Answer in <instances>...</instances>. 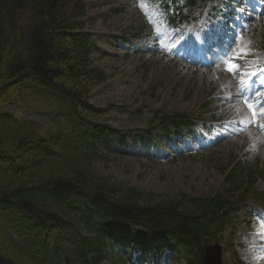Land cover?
Wrapping results in <instances>:
<instances>
[{
    "label": "trees",
    "instance_id": "obj_1",
    "mask_svg": "<svg viewBox=\"0 0 264 264\" xmlns=\"http://www.w3.org/2000/svg\"><path fill=\"white\" fill-rule=\"evenodd\" d=\"M83 1L0 0V264H102L108 246L143 241L148 252L158 239L198 264L237 205L238 172L250 166L239 165L216 197L165 199L97 175L103 114L90 94L107 77L93 66L88 39L74 33L84 29L71 21L84 16ZM15 98L24 112L58 115L43 127L12 109ZM247 174L252 190L257 177ZM130 225L143 234L119 237Z\"/></svg>",
    "mask_w": 264,
    "mask_h": 264
},
{
    "label": "rangeland",
    "instance_id": "obj_2",
    "mask_svg": "<svg viewBox=\"0 0 264 264\" xmlns=\"http://www.w3.org/2000/svg\"><path fill=\"white\" fill-rule=\"evenodd\" d=\"M87 4L85 33L92 34L99 49L93 57L95 65L105 70L110 78L105 85L90 94V100L103 113L100 123L117 130V138L127 137L128 146L125 150L130 153H117L124 150L123 146L115 151L102 143L92 162V170L97 175L165 199H173L182 194L209 197L223 193L228 188L226 174L239 160H259L260 168H264V139L255 135L254 128L238 137H229L233 134H229L227 129L233 127L228 125L209 130L208 124L216 116L231 117L238 110L241 123L251 115L243 99L237 101L239 91L233 86V73H229L224 66H216L200 74L190 70L184 73L186 69L182 65L149 52H136L126 58L123 50L114 49L115 37L107 34L103 37L99 33L133 36L143 26L140 17L143 13L130 9L128 0H88ZM254 24L238 41V47L232 55L238 48L239 53L245 49L246 52L240 57L252 54L253 58L260 60L256 56L261 55L264 48V15ZM225 92H230L232 97H227L223 94ZM143 108L142 114H134ZM21 109L14 107L18 112ZM156 111L168 115L186 113L200 117L195 129L199 135L198 142L180 141L179 136L172 140L174 147L178 144L183 147L184 157L168 158L167 154L172 148L160 131L155 133L159 147L150 154L149 145L137 144L141 131L150 128L151 116ZM20 115L40 122L43 127H50L53 123L51 117L55 118L58 112L37 107L36 110H21ZM224 136L226 139L212 144ZM190 145H194V148L189 153ZM158 154V157H151ZM256 187L264 189L261 182ZM244 189L233 195L234 201L242 196ZM251 213H262V207L253 195L233 214L234 219L230 225L215 238H220L219 242L225 248V264H237L239 261L245 264H264V227L260 222L255 223L258 217L253 220L249 218ZM130 229L131 235L138 232ZM104 264H117V253L108 255Z\"/></svg>",
    "mask_w": 264,
    "mask_h": 264
},
{
    "label": "snow or ice",
    "instance_id": "obj_3",
    "mask_svg": "<svg viewBox=\"0 0 264 264\" xmlns=\"http://www.w3.org/2000/svg\"><path fill=\"white\" fill-rule=\"evenodd\" d=\"M225 63L226 70L228 72L237 76L240 75L238 66L235 63H232L230 58L226 57ZM261 74H264V68H260L258 71L252 72L247 81H238V87L241 90V98L251 113L250 123L264 129V124L259 123L261 117H264V99H262V97H264V83H262L259 88L255 85L256 79ZM241 123L243 122L241 121ZM243 130L244 129L242 128L241 131Z\"/></svg>",
    "mask_w": 264,
    "mask_h": 264
},
{
    "label": "water",
    "instance_id": "obj_4",
    "mask_svg": "<svg viewBox=\"0 0 264 264\" xmlns=\"http://www.w3.org/2000/svg\"><path fill=\"white\" fill-rule=\"evenodd\" d=\"M221 248L218 246L208 248V254L205 258V264H221Z\"/></svg>",
    "mask_w": 264,
    "mask_h": 264
},
{
    "label": "bare ground",
    "instance_id": "obj_5",
    "mask_svg": "<svg viewBox=\"0 0 264 264\" xmlns=\"http://www.w3.org/2000/svg\"><path fill=\"white\" fill-rule=\"evenodd\" d=\"M157 46H159V45H157Z\"/></svg>",
    "mask_w": 264,
    "mask_h": 264
}]
</instances>
